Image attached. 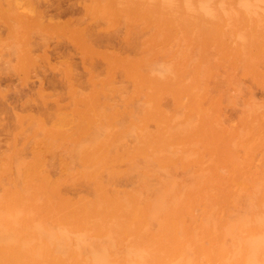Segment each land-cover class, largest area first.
I'll return each mask as SVG.
<instances>
[{"label": "bare ground", "instance_id": "1", "mask_svg": "<svg viewBox=\"0 0 264 264\" xmlns=\"http://www.w3.org/2000/svg\"><path fill=\"white\" fill-rule=\"evenodd\" d=\"M88 1L89 0L81 2V0H78V2L76 3L70 2V3H67L66 5L63 3L62 0H56L55 2L47 1L48 3L45 5V7L36 11L38 15L36 16L39 18L38 20H40L38 23H40L41 27L45 28L46 30L47 27H50L52 25L56 26L57 24H61V23L65 24L67 22L68 23H71V21L73 22V19H74L73 17L76 18V16L81 14L78 12L79 6L80 8L85 9L86 12H89L87 11V9L88 10L90 9L91 13L92 11L94 13L95 11H97L96 13H98L100 10H103L104 13H108V12H113L114 9L120 10L125 3L132 1V0H91L90 2ZM211 1H212L213 6L211 9L212 14H209V17L210 15H212V18L208 17L209 19H207L206 17V19L208 20V21L206 20L207 23L208 24L210 23V27L206 29L208 30V32H210L209 34L211 35L214 41L213 46H214V50L216 54L215 63L219 62L218 56L220 53L225 54L226 55L225 57H228V61H229V68L228 69L224 68L223 69L224 71L223 70L221 71L223 72L222 74H220L221 79L220 78L217 79L216 82H218V84L220 85L224 84L225 87L226 85H229V87L231 86V88L234 89L235 91L236 90L240 91L241 90L240 81L235 72V69L238 68L242 71L243 74L249 73L251 77L257 82V84L259 83L264 88V67L260 65V62L264 61V0H211ZM31 2L33 1L32 0L31 1L29 0H8L6 1L10 9L21 7L23 4H26L31 7L39 5V4L35 5L34 2L33 3ZM42 2L43 1L41 0L40 4ZM87 2L90 4H88ZM32 4L34 5L32 6ZM163 5H167V4H163ZM137 7L139 8V5ZM160 8L162 9V7ZM160 8L158 7V10ZM25 9H27V7ZM183 9H185V7ZM64 11L65 13L66 11L69 12L68 18L66 17L67 18L66 21L61 20L63 19V17L61 18V14ZM170 11L172 12H168L167 10V12L169 13V16L170 14L171 16H173L174 15L172 14L173 10H170ZM75 13H77V15H75ZM34 15L35 13L33 14V16ZM147 15L150 16L151 13ZM171 16L167 18L172 19ZM174 16L173 18L177 19L176 15ZM181 17L180 18L178 17V19H181L182 21H176L173 19L172 21L174 22L172 24L167 22L169 23L167 25H170L172 28L173 24L177 26L179 25V23H181L182 26L179 25L181 32L186 33V30L189 28V26H186V24H184L186 18L185 17L183 18V16ZM76 19L79 20L78 17ZM175 21L178 22V24L175 23ZM167 25H166V28L164 27L165 30H168ZM171 28L170 30H173ZM201 29H202V26L200 23L199 30ZM170 30H169V33L171 32ZM207 30L205 31V33L207 32ZM200 35H201L200 37H202V33ZM130 36H126V38L124 39V41L126 40L125 41L126 44L128 43L127 45H130L132 43V42L130 43V40L132 41V39L135 37L134 36L133 38H130ZM195 39H193V41ZM211 40L205 43L208 44V42H210ZM69 41L71 42V40ZM92 41L91 43H93ZM61 42L63 45V41ZM195 43L197 44L196 41ZM212 43L211 44L209 43L210 47ZM27 44L31 45V43H27ZM135 44L136 46L134 47L133 45V47L136 49L137 43ZM94 45H97V44H94ZM195 46L197 47V45ZM203 46H205V44ZM62 48L66 49V47H61L60 50L62 52H60L59 48L57 47L53 49L54 52L52 53L57 54L56 56H58L59 54L60 55L58 56L59 58L61 57V54L65 50V49L62 50ZM192 49H195V48L192 47ZM95 50H96L95 48L91 50L92 55ZM98 50L99 49H97L95 53H97ZM212 50L213 48H211V51ZM211 51L208 53V57H209V54L212 57ZM47 52L46 54H48ZM159 53H162V51ZM199 53H200V56H203L205 52L203 53V51L200 50ZM99 54H101V52ZM102 54H103L104 61L106 63L107 70L109 71V74H110V71L112 73V69L113 70L115 68L124 69L127 75L130 76L132 79L134 92L137 90L136 88L139 87L138 84L140 81H142L145 84V86L147 87V90L145 91L147 93H145V95L146 94L149 95V93L153 91L152 90L153 86L154 85L155 87L158 86L160 84V81L168 80V78L171 75V71L173 69V67L166 66V64H164V66H162L159 69L148 67L144 69L145 70L144 71L143 69L140 70L139 68L141 65L145 64L144 63L145 59L140 58L139 55H135V56L131 55V57H128V56L124 57L122 54L119 53V51L113 50V49L112 50L110 49L109 51L102 53ZM102 54H101V57H102ZM150 54H152V52ZM165 54H166V51H165ZM22 55H24V53ZM94 55L97 56L96 54ZM166 55H168V53ZM52 56L54 57L53 54ZM168 57H170V55ZM168 57L165 56L163 60L165 58L168 59ZM149 58L147 60H149ZM152 58L155 59L156 57H152ZM198 58L201 59V57H198ZM161 59H162V55H161ZM202 59L206 60L205 64L208 62L207 58L205 59L204 56ZM149 61H145V62L148 63ZM198 61L197 62L194 61L195 63L194 65H196V67L203 68L204 66L202 67L201 64H198ZM175 64H178V63H175ZM185 65L187 66L188 64L185 63L184 66ZM143 66H147V65H143ZM216 66H218V64H216ZM92 67L93 66L91 65L88 69L89 76H90L89 79H90L91 84H94L95 86L97 73L93 72L92 69L94 67L93 68ZM220 69L221 68H219V70ZM209 72H210L209 74H211V71ZM202 79L201 80L197 79L198 81L196 80L194 84L192 85H188L186 83L184 84L185 87L188 86V88H190L192 86L193 88L196 89L197 92L195 93V90L193 89L194 92L192 91V94L194 93L196 95L198 93L199 95H196V97L199 96V100L197 101L196 99H194L197 102H195L192 108L191 107L190 109L188 108L189 109L188 111H186L184 107L183 109L185 110L183 112L182 118H180V120L179 119L175 120L174 122L171 121L173 123L165 125L161 131L154 132L151 130H144L142 132L140 130V127H142V125L145 122L144 123L142 122L143 124L140 126L138 125V121L136 122L135 119H131L132 122L131 120H129L130 125L127 122L126 124L128 126L126 127L125 123L123 125L121 123L120 125L118 124L120 123L118 121L117 123L115 120L112 122L109 119L110 117L109 116L107 119H109L110 122L103 124L102 130L100 132L92 131L91 134L89 135L88 134L90 133L89 131L87 133L89 137H87L86 135V138H87L86 140L83 138L84 140H81V142L80 140H78L79 143H77L78 141L76 142L74 141V143L70 147H65L63 149L61 148L62 150L60 149V151H58V154H61L60 159L64 163L68 162L69 159H67V157L70 158V156L72 157L74 156V158L75 157L78 158L79 159V160L77 159L78 162L80 161L82 163L84 167L82 173L83 175L87 176L86 183L89 181L90 186L88 187L90 188L92 192L91 196L90 197H80L77 200H73V199L70 200L68 198V201L69 200L71 201V203L68 202L71 204V209H70L71 212H69L70 215L67 214L68 217L66 218H61L59 216H56V217L52 216L54 218L49 217V220H48L50 221L49 223H47L46 221V219L48 218L43 216V213H45V211L47 210L42 209L40 205L38 207V209L40 208V212L38 210V214H39L38 218L32 222L30 218L26 217L25 223H24L25 225H23L21 229H18L19 231L21 230L20 231L21 234H18L19 231L18 230L16 231L15 230L16 228H13L8 224L10 220L8 221V218L5 215L3 216V218L1 216L0 217V260L3 258L4 259L10 258L8 254L9 253L13 254V252L17 250V248L20 247V251H21L20 253H22L21 256H23L22 259L25 264L26 263L90 264L91 262L93 264H121L122 261L119 259L118 260L113 259V261L112 259H107L109 261L108 262L106 260L107 257H105V259L103 258V256H102V259L98 258L100 256H97V255L100 252L103 253V251H100V250L97 251L98 249L92 252V254L94 253V256L91 254L92 257L89 256L90 254L84 255V253L87 252L86 247L92 248V246H95V240H93V237H95V234L98 236L97 232L95 233V230L96 231L102 230L103 234L108 239H117L118 235L119 236L123 235L122 231L124 230L127 231L130 229V231L133 230L134 232V230L136 231V228H138V226H141L140 228L142 227L146 228L148 226L149 229H147L148 227L146 228V240H145L146 244L148 243V246H149L148 250H146L148 251L146 253L148 256L146 257L144 263L143 262L141 263V261H138L137 264H140V263L141 264H264V181H262L263 178L260 180L256 179L257 178L256 176L254 177L249 176V175L246 176L245 175L246 170L244 174V172L238 171V169L235 167V166L240 165L241 169L242 167H246V166L247 168H249L250 163H251L250 152L252 151V148L254 146H257L258 144L259 147L264 149V103H262L261 105L255 106V107L254 106L252 107L250 104H247L245 106V110L243 108L246 120H245L244 125L242 124L243 126L240 124L242 127L240 125H237V127L239 126L241 127V129L237 131L235 128H231V126L228 127L224 125L219 109L214 108V107L212 108V106L211 107L206 106V104H208V102L206 101V98L204 99L206 101V104L205 103H204L205 105L203 104L204 100L202 98H204L208 93V89H209L208 82L209 81L206 80L208 81L206 82ZM50 82L52 83V81ZM68 82H70L69 79H68ZM40 84H42L41 81H40ZM71 85L73 88L76 87L74 83H72ZM160 85L162 86V84ZM73 88H71V91L74 94L72 95L75 97L77 96V98L79 96L89 97L94 94H98L95 91L84 93V91L81 92L79 89H75L73 91L72 90ZM140 89H138V92L141 91ZM118 91L122 92L120 88L118 89ZM120 95L122 96V93ZM154 95L156 96L159 94L156 93ZM154 95H153V98H154ZM147 97H146L147 101L151 100V98H147ZM84 98H87V97H84ZM191 98L193 99L194 97H191ZM125 101L127 102V100ZM209 101H210V98H209ZM220 101L221 99L219 100V103ZM153 102H154V99L152 101V104ZM255 103L257 104V102ZM185 104H187L186 105L187 107L188 103H184V106ZM152 106H153L152 109L150 110L148 109V112H146V116L148 117L147 118L148 120L150 119V117L153 118L152 117L154 114L153 108L156 105L155 106L152 105ZM219 108L222 111L221 106ZM157 109H156L157 112H159L162 115L164 114L166 118H168L169 116L171 118V115H170L171 112L168 115L166 114V112H164V109H162L161 107L160 108L157 107ZM130 113H131L130 115H132L133 117V112H130ZM241 117L242 116H240V118ZM159 118L157 119L156 117L157 120H159ZM141 119L143 120V117ZM161 121L164 122L163 120ZM161 121H158V122H160L161 124ZM158 122L156 121V123ZM239 122L240 120L238 121V123ZM124 131H127V133L129 132V134H131L132 136V141L130 140L131 142L130 141L129 142L120 141V139H116L117 137L114 138V136L121 135V133H123ZM99 134H102V136H99ZM239 135L241 137V139L240 138L239 139L244 142V143L242 142L243 145L247 143L244 146L242 145L244 149L242 150L243 153L241 154L237 152V150L235 149V146L232 145V143L230 142L231 137L234 138V136L236 137ZM137 139L139 141H137ZM40 141L41 140L38 141V144H36L37 147L36 146L35 147L38 148L39 151H42V149L41 148L39 149V147L43 145L39 146V144H41V142L43 141L41 142ZM137 142H140V144L138 145ZM51 146H48V147L51 148ZM36 148L35 149L32 148L34 149L32 150V154L35 152ZM53 149H55V147H53ZM48 150H50V153H52V149L47 148V151ZM204 151H206L209 154L210 156L209 158H211L210 162L212 163L214 162V160H220L221 163H224L223 165L227 167L230 165L231 166L235 165L233 163H237L238 165L236 164L233 167V169L236 168L237 170L235 171L241 172L246 177L244 176V178L242 179L233 180L232 179L233 177L229 176L227 173L226 174L227 177L229 176L231 180L230 179L227 180L226 175H225L226 177L225 179L224 177H222V175L218 173L220 171L217 170L215 165L212 164V166L206 167V164L209 165V163H205V164L202 163V156L205 153ZM254 151H255V148H254ZM138 152H140L139 153L140 155L137 154ZM37 153L38 155L42 154L39 152ZM46 153H49V152H46ZM136 154L145 158L143 159L145 160L144 163H142V166L139 167L140 175H138L139 178H138L137 186L135 185L136 187L135 188L131 187V189H120L117 186V181H116L117 172H114V169L111 166L113 165V162H116L117 160H119L117 161L119 163L120 159H127V162L129 160L133 164ZM41 156L43 157V155ZM65 158L67 160H65ZM61 160H60V163L63 164ZM127 162L124 161V163H127ZM121 163L123 162L121 161ZM189 163L193 164V169L192 170L190 169L191 171L187 179H182L183 177L180 178L176 176L178 173L174 174L175 168L177 167L185 168L186 166H188ZM68 165L69 164H66L67 167ZM137 165L134 166L133 164L134 168L137 167ZM64 167H61V169ZM251 167H250V171L251 169H253L254 166L252 168ZM104 169H106L107 172ZM261 169H263V167ZM64 170L65 169H63V171ZM103 170H104L103 173H106V174L102 173ZM115 170L117 171L119 170V168ZM73 171L74 170H72V173L75 175L76 172H73ZM66 172H68V170ZM78 172H80L81 174V169ZM119 172L121 173L122 170ZM72 173H69V174H72ZM120 173L117 175L121 176L124 172L122 174ZM231 173L233 175V172H230V175ZM73 174L72 176L69 177V179L71 177L73 179V176H74ZM76 175H75V178H76ZM238 176H236V178ZM40 177H42V174L40 175ZM80 178H81V175H80ZM130 178L132 179V177ZM45 179L47 180V177H45ZM49 180H47L48 182L43 180L45 184L42 183V180H40L39 183L35 181L37 185L34 187V191H37V193H41V194L42 192L45 193L49 191L51 195L46 194L45 196L51 198L53 194H52V188H49V186L51 185V182H53L55 179L54 180L51 179L52 181L50 182ZM75 180H77V178ZM75 180L73 179L74 182ZM232 180L234 181V183L232 182ZM30 181L32 180L30 179ZM30 181L28 182L31 183ZM48 183L50 184L48 185ZM54 184L52 185V187L54 186ZM57 187L58 186H56V188ZM25 192L27 191L25 190ZM53 193H56V192H53ZM41 194L34 193L31 195H27L26 197L30 199L40 200V197L44 196ZM55 196L56 195L54 194L53 197ZM57 197H61V196L57 195ZM66 207H67V210H69L70 207L69 206H66ZM13 230H14V233L12 232ZM125 231H124V234H126ZM133 234H135L133 235L134 238L136 235H138L137 232L136 233L134 232ZM15 235L16 236L20 235V236L13 237ZM128 235L130 234L128 233ZM136 237L137 238L135 239H138V236ZM139 238H141V236H139ZM141 240L143 242V239ZM16 244H18L17 247H14L16 246ZM8 246L15 248V250L11 252L13 248L8 247ZM92 249L91 250L89 249L88 253H90ZM144 256L146 255L144 254ZM140 258L141 256L139 257V259ZM114 260L116 261V263ZM118 261H120V263Z\"/></svg>", "mask_w": 264, "mask_h": 264}, {"label": "rangeland", "instance_id": "2", "mask_svg": "<svg viewBox=\"0 0 264 264\" xmlns=\"http://www.w3.org/2000/svg\"><path fill=\"white\" fill-rule=\"evenodd\" d=\"M6 1L8 0H0V212H1L0 217L2 216L3 218V216L5 215L8 218V221L10 220L8 224L11 227L16 228L15 229L16 231L18 229H21L23 225H25L24 223H25L26 217L30 218L32 222L38 218L39 216L38 210L40 212V208L38 209V207L40 205L42 209L47 210L45 211V213H43V216L48 218L46 219V221L47 223H49L50 222L48 221L49 217L54 218L56 216H59L61 218H66L68 217L67 214L70 215L69 213L71 212L70 210L71 201L70 200L72 199L77 200L80 197H90L91 196L92 192L90 188L88 187L90 186L89 181L87 182L88 183L87 184L86 183L87 176L83 175L82 173L84 169L82 163L80 161L78 162L79 159L76 157L75 159L74 156L73 157L70 156V158L67 157V159L69 160L67 163H64L60 159L61 154H58V151H60L61 148L63 149L65 147H70L74 143V141L76 142L80 140L81 142V140H84V139L86 140L87 139L86 135L89 131H90V133H88L89 135L91 134L92 131L100 132L102 130V125L107 122H110L109 119L112 122L114 120L116 121V123L117 121L120 122L118 123L120 125L121 123L123 125L124 123L126 124L127 122L129 124L130 122L129 120L135 119L136 122L138 121V125L140 126L145 122L142 125V127H140V130L142 132L144 130H151L154 132L161 131L165 125L173 123L175 120H178V119L180 120V118H182L184 110L186 109V111H188L190 107L192 108L195 102L199 100V96L196 97V95H199L198 93L196 95L194 93H193L194 95L192 94L193 89L195 90V93L197 92L196 89L193 88L192 86L190 88H188V86L185 87L184 84L186 83L188 85H192L197 79L201 80L202 78H203L202 80L204 81L206 80L209 81V82L206 81L208 82V86H209L208 93L204 98H202L203 100L206 98V101L208 102V104H206L205 100L204 102L202 100L203 104L205 103L206 106H209V107L212 106V108L214 107V108L219 109L224 125L228 127L231 126V128H235L237 131L241 129V127L244 125L245 120H246L245 115H244L245 106L247 104H250L252 107L253 106L255 107V106H258L264 103V88L259 83L257 84V82L251 77L249 73L243 74L242 71L238 68L235 69V72L240 81V85H241L240 91L238 90L235 91L234 89L231 88V86L229 87V85H226L225 87L224 84L220 85L218 84V82H216L217 79L219 78L221 79L220 74L223 73L221 71L224 68L225 69L229 68V61H228V57H225L226 56L225 54L222 53L224 55L223 56L220 53L219 54L220 58L217 55L219 62L215 63L216 54H215V50L213 46L214 41L211 35L209 34L210 32H208V30L206 29L210 27V23L209 24L207 23L208 21L207 19L212 18V15H210L209 17V14H212L211 9L213 6L211 0H208V1L207 0H192V1L191 0H188V1L187 0H172V1L171 0H159V1L158 0H136V1L132 0V1L125 3L120 10L114 9L113 12H108V13H104L103 10H100L103 13L100 11H99L100 13L99 12L96 13L97 11H95V13L92 11L91 13L90 9L89 10L87 9V11L89 12H86L85 9L80 8L79 6L78 12L81 14L76 16V18L78 17V19L81 17L79 20L73 17L74 19H73V22L71 21V23L67 22L65 24L64 23L57 24L56 26L52 25L50 27H47L46 30L45 28L41 27L40 23H38L40 20H38L39 18L37 17L38 15L36 11L45 7V5L49 1L55 2L56 0H46V1L42 0L43 2L41 4H40L41 0H35V1L32 0L35 3V5L37 4L39 5L33 6L34 4H32L33 7H31L26 4H23L21 7H16L17 9L16 8L10 9ZM62 1L65 5L70 2L71 3L78 2V0H62ZM83 1H86V0H81V2ZM90 1L91 0H89L88 2ZM162 3L167 4V5H163ZM202 4L203 5L206 4V5L203 6ZM24 5L27 7V9H25L26 7ZM138 5H139V8L137 7ZM158 7L159 8L162 7V9L165 11H163L161 8L158 10ZM184 7L185 9H183ZM200 9L202 12L200 11ZM160 10L162 13L160 12ZM167 10L168 12H172L170 10H173L172 14L176 15L177 19L173 18L174 15L171 16V14L170 16L172 17V19H168L170 16ZM151 11H153L154 13ZM32 13L33 14L35 13V15L33 16ZM64 13L65 11L62 12L61 14V18L63 17V19H61L62 21H66V19L68 18V14H69V12L67 11L65 13L66 15ZM146 13L147 14L151 13V15L148 16ZM75 15H77V13H75ZM181 16H183V18L184 17L186 18L184 24H186V26H189V28L186 30V33L181 32V29L179 26L181 25V23H179V25L177 26L173 24L174 27L172 26V28L170 25H167L169 23L172 24L174 22L172 21L173 19L176 21H182L181 19H178V17L180 18ZM176 21L175 23L178 24V22ZM200 23L202 26L201 30H199ZM166 25H167L168 30H165ZM169 26L173 30H170ZM203 28L207 30L206 33H205L206 30ZM169 30L171 31L170 33H169ZM129 33L131 36L129 35ZM201 33H202V37H200ZM183 34L185 35V37ZM126 36H130V38H133L135 36L132 39V41L130 40V43L132 42L133 44L132 43L131 44L129 43L130 45H127L128 43L126 44L125 42L126 40L124 41ZM68 39L71 40L72 43ZM193 39L195 40L193 41ZM209 40L211 41L208 42V44L205 43ZM58 41L60 42V44ZM61 41H63V45L65 46L62 45ZM91 41L97 45H94L93 43H91ZM195 41L197 42V44L195 43ZM27 43H31V45ZM135 43H137L136 49L134 48L136 46ZM203 43L205 44V46H203L204 45ZM209 43L210 44L212 43L211 47ZM195 45H197V47ZM57 47L59 48V50L61 49V47H66V49L62 48V50L63 49L65 50L63 51L62 54L60 53L61 57L59 58H58V56H60L59 54L58 56H56L57 54L52 53L54 52L53 49ZM92 47L93 49L95 48L96 50L99 49L97 53H95L96 52L95 50L93 52V55L91 52V50H93ZM192 47L195 49H192ZM211 48H213L212 51H211ZM110 49L119 51V53L122 54L124 57L126 56L131 57V55L132 56L139 55V57L144 58L145 61L150 60L148 62L149 64L144 61L145 64L143 65H147V66L141 65L139 68L140 70L142 69L144 70L148 67L159 69L162 66H164V64H166V66L173 67L171 71V75L168 78V80L160 81V84H162V86L160 84L159 85L156 84L158 85L156 87L155 85L153 86L152 88L153 91L151 92L152 95L151 93H149V95L148 94L145 95V93H147L145 92L147 90V87L142 81L139 82L138 84L139 87L137 86L138 88H136L137 92L136 91L134 92L132 79L130 76L127 75L124 69L115 68L114 70L112 69V73L110 71V74H109V71L107 70L106 63L104 61L102 53H105L109 51ZM200 50L203 51V53L205 52L203 56L205 59L207 58L208 60L206 64H205L206 60L202 59L203 56H200V53H199ZM99 51L101 52L102 57H101V54H99L100 53ZM161 51L162 53H159ZM165 51H166V54L168 53V55L165 54ZM210 51H211L212 57L210 56V54L208 57V53ZM46 52L48 54H46ZM60 52L62 51L60 50ZM151 52L152 54H150ZM163 52L165 55L163 54ZM23 53L24 55H22ZM49 54L51 56L53 54L54 57L53 56L51 57ZM94 54H96L97 56H95ZM190 54L192 55V57ZM161 55H162V59H161ZM169 55L170 57H168ZM165 56L168 57V59L165 58L163 60ZM197 56L201 57V59H199ZM152 57H156L155 58L156 60ZM148 58L149 60H147ZM194 61L195 62L198 61V64H201V66L202 67L204 66V67L203 68L196 67V65H194L195 64ZM175 63H178V64H175ZM185 63L188 65L190 64V65L184 66ZM216 64H218V66H216ZM91 65L94 67V68L92 67L93 68L92 70L93 72L97 73L95 74L97 75V78H98V79L96 78L95 86L94 84H91L90 79H89L90 76H89L88 69ZM260 65L264 67V61H261ZM219 68L221 69L219 70ZM209 71H211V74H209L210 73ZM215 72L217 73V75ZM67 78L69 79L70 82L71 81L72 82L71 83L68 82ZM40 81L42 82V84H40ZM50 81H52L53 84ZM72 83H74V85L76 86L75 88L72 87L71 85ZM71 88H73L72 89L73 91L75 89H79L81 92L84 91V93L95 91L98 94H94L89 97L84 96L87 98L79 96L80 97L79 99V97L77 98V96L76 97L73 96L74 94L72 93ZM119 88L122 90V92L118 91ZM138 89H140L141 91L138 92ZM218 91H220L221 93ZM155 92L159 95L155 96L154 95L156 94ZM119 93L120 94L122 93V96ZM153 95H154V98H153ZM190 96L194 98L192 99ZM146 97L151 98V100L147 101ZM209 98H210V101L212 100L211 102L209 101ZM123 99L127 100V102ZM153 99H154V102L152 104ZM194 99H196L197 101ZM220 99L221 101L219 103ZM254 101L257 102V104ZM183 102L188 103V106L186 107L187 104H185L184 106ZM150 104L154 106L156 105L153 108L154 114L152 116L155 119L150 117V119L148 120L147 119L148 117L146 116V112H148V109L150 110L153 107ZM220 106H221L222 111L219 108ZM157 107L158 108L161 107L162 109H164V112H166V114L168 115L171 112L170 114L171 118L170 116L169 117L167 116L168 118H166L164 114L162 115L159 112H157L158 110ZM184 107L185 109H183ZM130 112H133L134 118L132 117V115H130L131 114ZM113 115L115 116V118ZM239 115L242 117L240 118ZM108 117L109 119H107ZM140 117L141 118L143 117V120ZM144 117L148 122L144 119ZM156 117L157 119L159 118V120H157ZM237 118L240 120L239 123H238L239 120ZM161 120H163L166 124L162 122ZM156 121L157 122L161 121L162 126L160 122H158L160 124L159 125L158 123H156ZM240 124L241 125L243 124V125L241 126ZM237 125H240L241 127L240 126L237 127ZM127 126L128 125L126 124V127ZM122 134H124L125 136ZM99 136H102V134H99ZM87 137L89 136L87 135ZM114 138L120 139V141H127V142H129L130 140L132 141V136L131 134H129V132L127 133V131H124L123 133H121V135L114 136ZM239 138L241 139L240 135L236 137L234 136V138L231 137V140L230 139L229 140L232 143V145L235 146V149L237 150V152L241 154L243 153L242 150L244 148L242 147V145L244 142L240 140ZM39 140L43 141V142L40 141L41 144H39V146L40 145L44 146V147L43 146L39 147V149L41 148L42 151H39L38 148H36L37 147L36 144H38ZM137 141L139 140L137 139ZM77 143H79V141ZM137 144L139 145L140 142H137ZM48 146H51V148ZM45 147L52 149V153H50V150L47 151V148ZM53 147H55V149L56 148L58 149L55 150L53 149ZM32 148L34 149L36 148L35 152L42 153L41 155H43V157L41 155H38V153L36 154L34 151H33L34 152L33 153L34 155H33L32 150L34 149ZM254 148H255V151H254ZM252 151L250 152L251 163H250L249 168H247L246 166V167H242L241 169V166L238 165L237 163H233V164L235 165L237 164L238 166L230 165L227 167L223 165L224 163H221L220 160H214V162L212 163L210 162L211 158H209L210 156L206 151H204L205 153L202 156V163L204 164L209 163V165L206 164V167L212 166V164L215 165L217 170L220 171L218 173L222 175V177H224L225 179L227 177L226 174L228 173L229 176L233 177L232 178L233 180L242 179L244 178L245 175L246 176L249 175L253 177L256 176L257 177L256 179H259V180L263 178L262 181H264V172H263L264 171V165H263L264 164V149L259 147L257 144V146H254L252 148ZM46 152H49V153H46ZM139 153L140 152H138L137 154ZM137 154L133 162L134 166L138 164L137 167L135 168L129 160L127 162V159H120L119 163L117 162L119 160H117L116 162H113V165L111 166L114 169V172H117L116 173L117 178L116 177L115 178L117 181V186L120 189H131V187L135 188L137 186L138 178H139L138 175H140L139 167L142 166V163H144L145 161L143 160L145 159L144 157H141L139 156L140 154L139 155ZM67 159L65 158V160ZM60 160L61 162H63V164L60 163ZM121 161L123 163H121ZM124 161L127 163H124ZM257 162H259L260 164ZM66 164H69L68 167L70 166L71 168L70 167L68 168ZM191 164L192 163H189L188 166H186L187 168L186 167L185 168L184 167L175 168L174 174L178 173L176 176L180 178L183 177L182 179H187L190 171L193 169V164L192 165ZM234 166L238 169V171L244 172V174L246 170V174L243 175L241 172L235 171L237 169L236 168L233 169ZM251 166L252 167L254 166L253 169L254 168L256 169L254 170L251 169L250 171ZM61 167H64V168L61 169ZM262 167L263 169H261ZM66 168L68 172H66L67 171ZM118 168L119 170L116 171L115 169H118ZM63 169L65 170L63 171ZM71 169L74 170L73 172H76L75 175L78 174L76 175V178L78 181L75 180L76 179L75 175L72 173ZM80 169H81V174L80 172H78L80 171ZM120 169L122 170L121 173L119 172L121 171ZM248 169L250 172L248 171ZM104 170L107 172L106 169ZM104 170L102 171V173L104 172ZM229 170L230 172H233V175L232 173L230 175ZM69 173H72L74 175L73 179L75 180V182L73 181L72 177L70 178L72 181L69 179V177L72 176V174H69ZM119 173L120 174L123 173L124 175L123 174L121 176L117 175ZM240 173L243 176H241ZM41 174H42V177H40ZM103 174H106V173H103ZM80 175H81V178H80ZM235 175L236 176L239 175V176L236 178ZM48 176L50 178L52 177L51 178L52 180L55 179L53 182H51V185H50L51 187L49 186V188H52V194L53 196L55 194L56 198L53 196H51V198L45 196L46 194L51 195L49 191L45 193L42 192V194L37 193V191H34V187L37 185V183L40 182V180H42V183H44L43 180L47 181L50 179ZM229 176L227 177V180L228 179L231 180ZM45 177H47V180L45 179ZM130 177H132V179ZM32 178L33 179L35 178V179L33 180ZM30 179L32 181H30ZM51 179L49 180V182L52 181ZM233 180L232 182L234 183ZM28 181H30L34 185L29 183ZM35 181H37V183ZM52 183L53 184L55 183L53 187H52L53 185ZM49 184L50 183H48V185ZM55 185L58 187L56 188ZM59 189L61 192L59 191ZM25 190L27 192H25ZM53 192H56V193H53ZM34 193L41 194L44 196H41L40 200L30 199L26 197L27 195H31ZM57 195H60L61 197H57ZM68 198L70 199L69 201H68ZM42 200H44L45 202ZM66 206L70 207L69 210H67ZM140 227L141 226H138V228H136V231L134 230V232L135 233L137 232L138 234L136 235L138 236V239H135L137 238L136 236L135 238L133 237V235L135 234H133L134 233L133 230L130 231V229L127 231L124 230L126 234H124V231H122L123 235H120L122 237L118 235L117 239H108L103 234L102 230L101 231L95 230V233L97 232L98 234V236L95 234V237H93V240H95V246H92L93 249L91 247L89 248L86 247L87 252H85L84 255L90 254L89 256L92 257V255L94 256V253L92 254V252L98 249L97 251L99 250L103 251V253L100 252L97 255V256H100L98 257L100 259H102V256H103L104 259L105 257H107L106 260L112 259L113 261V259H117V260L119 259L122 261L121 264H133V263L137 264L138 261H141V263L142 262L144 263L146 257L148 256L146 254L148 251L146 250H148L149 248L148 243L146 244V241H145L146 240V228L148 226L146 228L144 227L140 228ZM147 229H149V227ZM20 231L18 232V234H21ZM12 232L14 233V230ZM127 232L130 235H128ZM17 236H20V235H17ZM17 236L15 235L13 237H17ZM139 236H141V238H139ZM141 239H143V242ZM138 240L140 243L138 242ZM17 245L18 244H16V246L14 247H17ZM8 247H11V246H8ZM89 249L90 250L92 249L90 253H88ZM13 250H15V248H13L11 252ZM20 252L21 251L19 247L17 248V250L13 252V254L11 253L8 254L10 258H7V259L3 258L6 261L1 259L0 264H25L22 259L23 256H21L22 253ZM144 254L146 256H144ZM140 256L141 258L139 259ZM118 262L120 263V261ZM26 264H34V263H26ZM90 264H93V263L91 262Z\"/></svg>", "mask_w": 264, "mask_h": 264}]
</instances>
